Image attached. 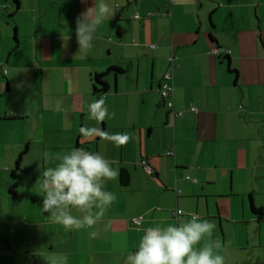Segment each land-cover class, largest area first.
<instances>
[{"label": "crops", "instance_id": "0c3cea01", "mask_svg": "<svg viewBox=\"0 0 264 264\" xmlns=\"http://www.w3.org/2000/svg\"><path fill=\"white\" fill-rule=\"evenodd\" d=\"M108 2L115 15L84 54L76 18L93 0H0L4 185L10 173L0 190V264H46L51 255L124 264L140 229L191 215L216 225L211 239L225 264H264V218L253 209L264 210V0ZM169 56L173 108L158 90ZM102 73L109 88L99 94ZM102 97L115 117L88 120L87 104ZM86 126L97 134L84 136ZM101 132L131 140L116 147ZM73 148L101 154L118 173L105 183L116 199L103 218L75 231L52 223L36 194L41 172ZM13 170L22 177L15 188Z\"/></svg>", "mask_w": 264, "mask_h": 264}, {"label": "clouds", "instance_id": "9594fccd", "mask_svg": "<svg viewBox=\"0 0 264 264\" xmlns=\"http://www.w3.org/2000/svg\"><path fill=\"white\" fill-rule=\"evenodd\" d=\"M87 3V0H81ZM116 8L108 0H93L76 18V40L78 52L87 54L93 48L97 31L114 17ZM52 107V104L49 105ZM55 111L62 110V102L55 101ZM87 119L102 122L114 118L109 113L105 98L92 100L87 104ZM84 136L97 134L96 128L82 127ZM102 138L120 147L131 140L127 133H99ZM47 158V153L44 154ZM111 162L99 153H91L83 148H73L59 157L55 166L43 170L36 181L43 198L42 208L50 214L52 223L68 230L93 228L114 203V193L105 190V183L117 177ZM80 213L73 215L72 211ZM216 225L196 215L179 223L156 224L140 229L137 250L129 252L124 264H225V257L217 254L219 243L211 238ZM96 232L90 236L95 237ZM201 241H204L202 246ZM46 264H66L63 256L44 257Z\"/></svg>", "mask_w": 264, "mask_h": 264}, {"label": "built area", "instance_id": "2783aa9c", "mask_svg": "<svg viewBox=\"0 0 264 264\" xmlns=\"http://www.w3.org/2000/svg\"><path fill=\"white\" fill-rule=\"evenodd\" d=\"M173 67H174V57L169 56L167 67L164 70V72L162 73V80H161V83H160V86L158 89L159 93L161 94V97L163 98L165 103L171 108L174 107V100H173L174 87L171 83V80L173 77ZM191 109L194 111H197V109L194 106ZM176 114L181 116V115H183V111H176ZM168 154H173V152L169 151ZM141 164H142L144 170L148 174L154 175V173H155L154 168L150 164L148 159H146V158L142 159ZM173 214H174V217L176 219H179L184 214V211L181 208H178L173 212ZM135 221L137 224H140V219H135Z\"/></svg>", "mask_w": 264, "mask_h": 264}, {"label": "trees", "instance_id": "16d2710c", "mask_svg": "<svg viewBox=\"0 0 264 264\" xmlns=\"http://www.w3.org/2000/svg\"><path fill=\"white\" fill-rule=\"evenodd\" d=\"M230 68H231V66H230ZM110 69L111 70H116V71H121V69L119 67H110ZM105 75H106L105 73L97 74L95 76V78H94V88H95V91L97 93H99V94L105 93L108 90V88H109L108 82L105 80ZM12 178H13L12 188H15L16 185H18L19 181L22 178L21 174L19 173V171L13 170ZM129 179H130V177H129L128 171L125 168H122L121 169V182H122V185H127L128 182H129ZM253 209H254V212L256 214H258V217L260 219L264 218V210L263 209L257 208L255 206L253 207Z\"/></svg>", "mask_w": 264, "mask_h": 264}, {"label": "rangeland", "instance_id": "374dc122", "mask_svg": "<svg viewBox=\"0 0 264 264\" xmlns=\"http://www.w3.org/2000/svg\"><path fill=\"white\" fill-rule=\"evenodd\" d=\"M3 176L4 174H0V190L3 192L4 190V187H6V181L9 180V176H10V173H5V185H4V182H3ZM12 179V182H13V178Z\"/></svg>", "mask_w": 264, "mask_h": 264}]
</instances>
